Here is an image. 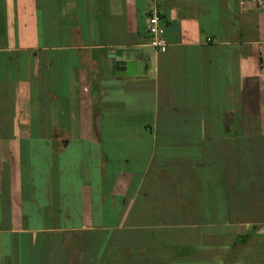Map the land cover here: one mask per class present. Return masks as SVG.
Returning <instances> with one entry per match:
<instances>
[{
    "label": "crops",
    "instance_id": "1",
    "mask_svg": "<svg viewBox=\"0 0 264 264\" xmlns=\"http://www.w3.org/2000/svg\"><path fill=\"white\" fill-rule=\"evenodd\" d=\"M148 7L0 0V264H264V10Z\"/></svg>",
    "mask_w": 264,
    "mask_h": 264
},
{
    "label": "built area",
    "instance_id": "2",
    "mask_svg": "<svg viewBox=\"0 0 264 264\" xmlns=\"http://www.w3.org/2000/svg\"><path fill=\"white\" fill-rule=\"evenodd\" d=\"M149 7L146 18V31L149 35V46L157 51L164 52L166 50L165 32L162 24L160 11L161 0H148ZM240 5H252L259 10H264V0H239Z\"/></svg>",
    "mask_w": 264,
    "mask_h": 264
},
{
    "label": "water",
    "instance_id": "3",
    "mask_svg": "<svg viewBox=\"0 0 264 264\" xmlns=\"http://www.w3.org/2000/svg\"><path fill=\"white\" fill-rule=\"evenodd\" d=\"M111 61L112 72L117 76H143L148 69L147 62L132 61L126 51L108 53Z\"/></svg>",
    "mask_w": 264,
    "mask_h": 264
},
{
    "label": "rangeland",
    "instance_id": "4",
    "mask_svg": "<svg viewBox=\"0 0 264 264\" xmlns=\"http://www.w3.org/2000/svg\"><path fill=\"white\" fill-rule=\"evenodd\" d=\"M47 44V43H46Z\"/></svg>",
    "mask_w": 264,
    "mask_h": 264
}]
</instances>
